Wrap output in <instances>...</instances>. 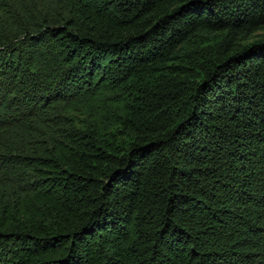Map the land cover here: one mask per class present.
Segmentation results:
<instances>
[{
    "label": "trees",
    "instance_id": "1",
    "mask_svg": "<svg viewBox=\"0 0 264 264\" xmlns=\"http://www.w3.org/2000/svg\"><path fill=\"white\" fill-rule=\"evenodd\" d=\"M0 264H264V0H0Z\"/></svg>",
    "mask_w": 264,
    "mask_h": 264
}]
</instances>
